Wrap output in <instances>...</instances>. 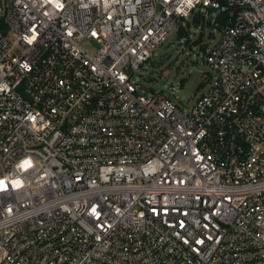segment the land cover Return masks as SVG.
I'll list each match as a JSON object with an SVG mask.
<instances>
[{
	"label": "built area",
	"instance_id": "2783aa9c",
	"mask_svg": "<svg viewBox=\"0 0 264 264\" xmlns=\"http://www.w3.org/2000/svg\"><path fill=\"white\" fill-rule=\"evenodd\" d=\"M195 11L185 111L136 74ZM0 180V264H264V0H0Z\"/></svg>",
	"mask_w": 264,
	"mask_h": 264
},
{
	"label": "rangeland",
	"instance_id": "374dc122",
	"mask_svg": "<svg viewBox=\"0 0 264 264\" xmlns=\"http://www.w3.org/2000/svg\"><path fill=\"white\" fill-rule=\"evenodd\" d=\"M204 16L205 27L193 24V17L184 20L182 25L187 28L189 36L180 38L179 27L176 28L136 74L141 86L167 95L185 111L197 102L210 85L213 73L206 63L207 51L221 38L217 27L207 25V19L213 17L212 13H205Z\"/></svg>",
	"mask_w": 264,
	"mask_h": 264
},
{
	"label": "trees",
	"instance_id": "16d2710c",
	"mask_svg": "<svg viewBox=\"0 0 264 264\" xmlns=\"http://www.w3.org/2000/svg\"><path fill=\"white\" fill-rule=\"evenodd\" d=\"M191 17H193V24L197 25L198 27L200 26L205 27L206 17L202 15L200 12H196V11L193 12ZM207 25L212 26L211 21L209 19H207ZM187 26L189 29L190 24L188 23ZM178 36L180 38L189 36L187 28H185V26H183L182 24L178 28ZM180 86H182V83L180 84Z\"/></svg>",
	"mask_w": 264,
	"mask_h": 264
},
{
	"label": "snow or ice",
	"instance_id": "6c2138e0",
	"mask_svg": "<svg viewBox=\"0 0 264 264\" xmlns=\"http://www.w3.org/2000/svg\"><path fill=\"white\" fill-rule=\"evenodd\" d=\"M0 185H4V181L0 180ZM6 187V186H5ZM198 243H202V241H197Z\"/></svg>",
	"mask_w": 264,
	"mask_h": 264
},
{
	"label": "water",
	"instance_id": "95a60500",
	"mask_svg": "<svg viewBox=\"0 0 264 264\" xmlns=\"http://www.w3.org/2000/svg\"><path fill=\"white\" fill-rule=\"evenodd\" d=\"M147 90H148L149 92H152V91H153V89H151V88H148Z\"/></svg>",
	"mask_w": 264,
	"mask_h": 264
}]
</instances>
